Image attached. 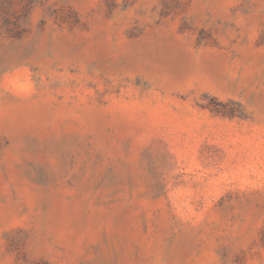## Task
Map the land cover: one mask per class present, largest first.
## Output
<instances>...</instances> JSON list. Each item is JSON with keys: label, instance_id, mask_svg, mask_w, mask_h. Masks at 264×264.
<instances>
[{"label": "rangeland", "instance_id": "rangeland-1", "mask_svg": "<svg viewBox=\"0 0 264 264\" xmlns=\"http://www.w3.org/2000/svg\"><path fill=\"white\" fill-rule=\"evenodd\" d=\"M0 264H264V0H0Z\"/></svg>", "mask_w": 264, "mask_h": 264}]
</instances>
